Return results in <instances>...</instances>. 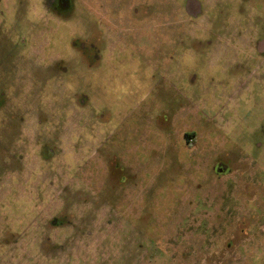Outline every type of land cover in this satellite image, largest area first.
Segmentation results:
<instances>
[{
    "label": "rangeland",
    "instance_id": "1",
    "mask_svg": "<svg viewBox=\"0 0 264 264\" xmlns=\"http://www.w3.org/2000/svg\"><path fill=\"white\" fill-rule=\"evenodd\" d=\"M245 1L0 0V264H264Z\"/></svg>",
    "mask_w": 264,
    "mask_h": 264
},
{
    "label": "flooded vegetation",
    "instance_id": "2",
    "mask_svg": "<svg viewBox=\"0 0 264 264\" xmlns=\"http://www.w3.org/2000/svg\"><path fill=\"white\" fill-rule=\"evenodd\" d=\"M216 10L219 13L215 17H218V21H220L219 23H221L222 26H225L226 19H227L228 15L231 14V12L234 13L235 16L241 18L242 21H246L245 15H246V13H248L247 2L245 0H239V2H237V3L236 2H231V3H227V4L223 5V6H218ZM94 19H95L96 25L98 26V24H99L98 18L95 17ZM96 31L99 32V29H97ZM260 45H262V48L264 47V39L259 42V47H260ZM176 47L180 48L178 43H177L176 46L173 47L174 48L173 50H177ZM196 47H198V46H195L194 44H191V43H190V46H188V48H196ZM159 51H160L161 54L163 53V51H161V47H160ZM193 54H195V53L185 52L183 55L184 56L187 55L189 58H193L194 57ZM196 54L200 55V54H202V52L199 53L198 51H196ZM183 55H182V57H183ZM94 59L95 60L92 62V67L93 68L97 67V64L101 61L102 57L100 55L96 54L94 56ZM209 67H211V66L209 65ZM209 72H211V71H209ZM209 72H207L206 69L203 68V70L201 71V75L207 77L206 74L207 73L209 74ZM212 73H216V72L212 71ZM220 74H222V73H220ZM194 75H197V74H194ZM211 77H213V76H211ZM215 77H217V76H214L213 78H215ZM194 78H195V76H194ZM210 81L212 83V79L211 78H210ZM220 86H221V84H220ZM226 86H227V89H228L229 85H226ZM226 90L224 92H227ZM199 91H204V93L206 91V93H208V94L210 93V95H212V94H220L221 91L223 92V88L221 87V90H219V92H216V93H214V92L212 93V87H204V89L199 90ZM193 133L195 134V136L197 135L195 131H193Z\"/></svg>",
    "mask_w": 264,
    "mask_h": 264
},
{
    "label": "built area",
    "instance_id": "3",
    "mask_svg": "<svg viewBox=\"0 0 264 264\" xmlns=\"http://www.w3.org/2000/svg\"><path fill=\"white\" fill-rule=\"evenodd\" d=\"M192 141V138H189V143Z\"/></svg>",
    "mask_w": 264,
    "mask_h": 264
},
{
    "label": "trees",
    "instance_id": "4",
    "mask_svg": "<svg viewBox=\"0 0 264 264\" xmlns=\"http://www.w3.org/2000/svg\"><path fill=\"white\" fill-rule=\"evenodd\" d=\"M191 138V137H188V139Z\"/></svg>",
    "mask_w": 264,
    "mask_h": 264
}]
</instances>
